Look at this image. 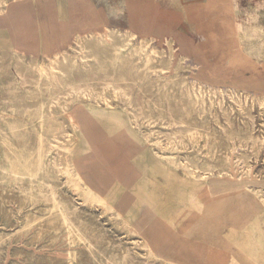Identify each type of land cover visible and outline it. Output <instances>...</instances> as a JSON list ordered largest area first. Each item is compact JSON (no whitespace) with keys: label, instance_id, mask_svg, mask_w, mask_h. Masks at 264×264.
<instances>
[{"label":"rangeland","instance_id":"rangeland-1","mask_svg":"<svg viewBox=\"0 0 264 264\" xmlns=\"http://www.w3.org/2000/svg\"><path fill=\"white\" fill-rule=\"evenodd\" d=\"M5 1L0 17L27 13L22 26L45 24L51 45L19 54L0 41V264H264V0ZM143 38L153 41L138 53ZM152 47L172 48L170 67L158 55L141 76ZM64 55L69 74L50 67ZM40 88L53 101L46 118ZM88 112L127 117L144 139L142 166L153 157L164 171L150 166L143 178L164 235L131 215L126 192L101 196L79 174Z\"/></svg>","mask_w":264,"mask_h":264},{"label":"bare ground","instance_id":"bare-ground-1","mask_svg":"<svg viewBox=\"0 0 264 264\" xmlns=\"http://www.w3.org/2000/svg\"><path fill=\"white\" fill-rule=\"evenodd\" d=\"M1 4H4V3H6V1L5 0H2L1 2H0ZM28 18V14L27 13H25V12H20L19 10H15V9H13L12 11H10L9 13H6V16H4V17H0V23H2V25H6V27H2V26H0V41H6V42H9V43H14L17 47H19L18 49H16V52L17 53H21L22 51H20V50H23V49H26L27 47L28 48H34V47H36L37 46V44L40 42V43H42V44H44V43H47V48L51 45V42H47V38H46V25L45 24H42V25H40L39 26V28L36 30L35 28L33 29V28H28V27H23L22 26V23H24V22H26V20H28L27 18ZM14 26V27H13ZM37 32H36V31ZM109 31H111V30H109ZM114 33V31H111V32H109V33ZM38 34H39V36H38ZM92 35V34H91ZM114 35V34H113ZM118 35V34H117ZM126 36H128V38H129V35H127V34H125ZM131 35V34H130ZM132 35H133V33H132ZM110 36H111V34H110ZM109 36V37H110ZM119 36V35H118ZM126 36H125V38H126ZM77 37L79 38V36L77 35ZM102 37V36H101ZM114 37V36H113ZM113 37H111V39L113 38ZM115 37H116V35H115ZM131 37V36H130ZM132 37H135V36H132ZM77 38V39H78ZM84 38V37H83ZM122 38V37H121ZM81 39V38H80ZM92 39H93V37H92ZM98 39V38H97ZM97 39H96V41H97ZM102 38H100V40H101ZM131 39V38H130ZM121 40V39H120ZM81 41V40H80ZM85 41V40H84ZM103 41V40H102ZM106 40H104V42H105ZM115 41V40H114ZM129 40H127V42H128ZM152 41H153V39H149V38H143V39H141L140 40V42L138 43V45H137V47L135 48V50L139 53V52H141V51H144V50H146V48H148L150 45H151V43H152ZM104 42H102V43H104ZM107 42V41H106ZM105 42V43H106ZM122 42H123V39H122ZM126 42V43H127ZM130 42V41H129ZM128 42V43H129ZM81 43V42H80ZM97 43V42H96ZM112 43H114V42H111V44ZM172 43V42H171ZM82 44H85V43H82ZM79 45V44H78ZM86 45H88V46H92L93 47V40H91V39H89V40H87L86 41ZM85 45V46H86ZM98 45V44H97ZM103 45V44H102ZM119 45V44H118ZM172 45V44H171ZM82 46V45H81ZM80 46V47H81ZM100 46V45H99ZM114 46V45H113ZM117 46V45H116ZM116 46H115V49H116ZM122 46H123V44H122ZM122 46L120 47V48H122ZM95 47V46H94ZM84 48H86V47H84ZM114 48V47H113ZM119 48V47H118ZM83 49V48H82ZM81 49V50H82ZM95 49V53H96V56H97V58L100 60V61H103V55H101V53L96 49V48H94ZM100 49H102V48H100ZM125 49V48H124ZM170 51L168 52V51H165V52H163L164 50H162V51H160L159 49H157L156 47H152L151 49H150V51H149V53H148V55L146 56V58H145V60H144V63H143V66L141 67V69H139V70H141V76H145L146 74H147V72L149 71V70H151V69H153L155 66H156V61H157V63H158V55H160L161 56V59H160V61H159V66L158 67H160L162 70H164L165 69V71H166V69L168 68V67H170V61H171V58H172V56H173V53H172V48H170L169 49ZM83 51H85V50H83ZM109 51V50H108ZM120 51V50H119ZM135 51V52H136ZM81 52V51H80ZM92 52V51H91ZM116 52H117V49H116ZM130 52V51H129ZM118 53V52H117ZM130 53H132V52H130ZM143 53V52H142ZM145 53V52H144ZM84 54V53H83ZM86 54V53H85ZM90 54V53H89ZM92 54H94L93 52H92ZM91 54V55H92ZM128 54V53H127ZM136 54V53H135ZM141 54V53H140ZM139 54V55H140ZM163 54H167V56L165 57ZM68 55H70V54H68ZM117 55V54H116ZM126 55V54H125ZM59 56V55H58ZM83 56H86V55H83ZM82 56V57H83ZM107 56H110V55H107ZM114 56V55H113ZM112 56V57H113ZM129 56H131V55H129ZM76 57V56H75ZM115 57V56H114ZM125 57V56H124ZM2 58V57H1ZM4 58V57H3ZM69 58H70V56H69ZM68 57H67V55H64L63 56V58L62 57H55L53 60H52V62H51V69L52 70H57V71H61V72H65V73H67V74H69V69H71L70 67H71V59H69ZM93 57H91V59H92ZM121 58V57H120ZM123 58V57H122ZM18 59V58H17ZM133 59V58H132ZM173 59V58H172ZM75 60H76V58H75ZM85 60H86V58H85ZM123 60H125V59H123ZM128 60V59H127ZM127 60H126V62H127ZM137 60H138V58H137ZM141 62H142V60L141 59H139ZM84 61V60H83ZM108 61V60H107ZM121 62V61H120ZM139 62V61H138ZM137 62V63H138ZM33 63V62H32ZM99 63V62H98ZM123 63V62H122ZM131 63V62H130ZM182 63V62H181ZM7 64V63H6ZM76 64V63H75ZM93 64V63H92ZM134 64H135V62H134ZM20 65V64H19ZM24 65V64H23ZM73 66V65H72ZM96 66V65H95ZM114 66V65H113ZM119 66V65H118ZM122 66V65H121ZM179 66V65H178ZM180 66H182V65H180ZM83 67H85V66H83ZM98 67V66H97ZM115 67V66H114ZM127 67V66H126ZM136 67V66H135ZM43 68V70L46 72V75H47V77L49 76V79L51 80L50 82L52 83H54L55 85H57L58 84V79H57V77H56V75H54V74H52L51 72H50V70H48L47 68H44V67H42ZM87 68V67H86ZM100 68V67H99ZM181 68V67H180ZM185 68V67H184ZM20 69V68H19ZM25 69V68H24ZM33 69V68H32ZM80 69V68H79ZM101 69V68H100ZM119 69V68H118ZM124 69H125V67H124ZM131 69V68H130ZM129 69V70H130ZM136 69V68H135ZM6 70V69H5ZM88 70H90V69H88ZM88 70H87V72H88ZM92 70H93V68H92ZM126 70V69H125ZM176 70V69H175ZM182 70V69H181ZM21 71V70H20ZM75 71V70H74ZM95 71V70H94ZM104 72H105V70H103ZM103 71H102V73H103ZM71 72V71H70ZM91 72V71H90ZM97 72H98V70H97ZM97 72H96V74H97ZM108 72V71H107ZM114 72V71H113ZM116 73H117V71H116ZM124 73V72H123ZM139 73V74H140ZM157 73V72H156ZM26 74H27V76H28V74H29V72L28 71H26ZM8 75V74H7ZM179 75V74H178ZM149 76V75H148ZM183 76V75H182ZM181 76V77H182ZM188 76V75H187ZM186 76V77H187ZM97 77H98V75H97ZM138 77H139V75H138ZM172 77V76H171ZM35 78V77H34ZM63 78V77H62ZM68 78V77H67ZM106 78V77H105ZM122 78V77H121ZM130 78V77H129ZM148 78V77H147ZM160 78V77H159ZM164 78V77H163ZM36 79V78H35ZM86 79V78H85ZM93 79V78H92ZM162 79V78H161ZM172 79H173V77H172ZM40 80V79H39ZM45 80V79H44ZM67 80V79H66ZM122 80H123V78H122ZM138 80V79H137ZM140 80V79H139ZM168 80V79H167ZM174 80V79H173ZM172 80V81H173ZM3 81V80H2ZM8 81V80H7ZM95 80H93L92 82H94ZM120 81V80H119ZM142 81V80H141ZM171 81V82H172ZM176 81V80H175ZM76 82V81H75ZM87 82V81H86ZM97 82V81H96ZM116 82V81H115ZM128 82V81H127ZM135 82V81H134ZM153 82V81H152ZM151 82V83H152ZM174 82V81H173ZM177 82H179V80L177 81ZM176 82V83H177ZM4 83V82H3ZM35 83V82H34ZM90 83V82H89ZM104 83H106V82H104ZM118 83V82H117ZM120 83V82H119ZM118 83V84H119ZM124 83V82H123ZM131 83V82H130ZM150 82H149V85L151 84ZM157 83V82H156ZM163 83H165V82H163ZM40 84H42L41 82H40ZM82 84V83H81ZM159 84V83H158ZM194 84V83H193ZM7 85H9L8 83H7ZM43 85V84H42ZM89 85V84H88ZM162 85V84H161ZM196 84H194L193 86L194 87H196L195 86ZM36 86V85H35ZM67 86V85H66ZM79 86H80V84H79ZM90 86V85H89ZM115 86V85H114ZM145 86V85H144ZM165 86V85H164ZM163 86V87H164ZM180 86V85H179ZM183 86H184V84H183ZM182 86V87H183ZM186 86V85H185ZM184 86V87H185ZM192 86V87H193ZM43 87V86H42ZM68 87H70L71 88V86H68ZM108 87V86H107ZM141 87H143V86H141ZM156 87V86H155ZM101 88V87H100ZM113 88V87H112ZM175 88H176V86H175ZM185 88H187V87H185ZM199 88H201L200 86H199ZM75 88H73V90H74ZM78 89H80V88H78ZM114 89H116L115 87H114ZM140 89V88H139ZM193 89H196V88H193ZM6 90H8V89H6ZM15 90V89H14ZM18 90V89H17ZM28 90V89H27ZM73 90H71V91H73ZM123 90V89H122ZM129 90V89H128ZM146 90V89H145ZM163 90V89H162ZM188 90H190L189 88H188ZM81 91V90H80ZM108 91V90H107ZM121 91V90H120ZM142 91V90H141ZM164 91V90H163ZM173 91V90H172ZM194 92H195V90H193ZM35 92V91H34ZM66 92V91H65ZM82 92V91H81ZM80 92V93H81ZM103 92H104V89H103ZM103 92H102V94H103ZM186 92V91H185ZM74 93H75V91H74ZM113 93H114V91H113ZM137 93H139V92H137ZM154 93V92H153ZM183 93V92H182ZM190 93H191V90H190ZM63 94H65V93H63ZM84 94H85V92H84ZM83 94V95H84ZM105 94V93H104ZM125 94V93H124ZM147 94V93H146ZM146 94H145V96H146ZM186 94V93H185ZM193 94H196V93H193ZM38 95L40 96V99H39V105L38 106H40V109H41V114L43 115V117L45 116V115H47L48 113H51L52 112V108H51V105H52V103H53V101H49V100H46L45 98H44V96L45 95H43V93H42V90H41V88L38 90ZM52 95V94H51ZM71 95V94H70ZM79 95V94H78ZM164 95H166V94H164ZM182 95V94H181ZM91 96V95H90ZM106 95H104V97H105ZM126 96H127V94H126ZM190 96H192V93L189 95V97ZM198 96V95H197ZM197 96H196V98H197ZM123 97V96H122ZM47 98V97H46ZM108 96H106V101L108 100ZM143 98H144V96H143ZM199 98V97H198ZM197 98V99H198ZM50 99V98H49ZM95 99H97V98H95ZM117 99V98H116ZM132 99V98H131ZM156 99V98H155ZM165 99V98H164ZM202 99V98H201ZM242 99V98H241ZM151 100V99H150ZM157 100V99H156ZM159 100H161V99H159ZM178 100V99H177ZM182 101V100H181ZM190 101V100H189ZM198 101V100H197ZM204 101H205V99H204ZM192 102V101H191ZM241 102H242V100H241ZM254 102V101H253ZM149 103V102H148ZM164 103V102H163ZM193 103H194V99H193ZM205 103V102H204ZM203 103V104H204ZM246 103V102H245ZM107 104V103H106ZM153 104V103H152ZM189 104H190V102H189ZM202 104V103H201ZM211 104H212V102H211ZM242 104V103H241ZM263 104V103H262ZM132 105V104H131ZM155 105V104H154ZM158 105V104H157ZM161 105V102H160V104H159V106ZM197 105H199V103L197 104ZM206 105V104H205ZM246 105H247V103H246ZM141 106V105H140ZM156 106V105H155ZM159 106H156V107H159ZM170 106V105H169ZM149 107V106H148ZM179 107V106H178ZM211 107H213V106H211ZM261 107H262V105H261ZM136 108V107H135ZM141 108V107H140ZM175 108V107H174ZM196 108V107H195ZM158 109H160V108H158ZM205 109V108H204ZM32 110V109H31ZM150 110V109H149ZM155 110V109H154ZM163 110V109H162ZM166 110V109H165ZM141 111V110H140ZM195 111V110H194ZM205 111V110H204ZM247 111V110H246ZM130 112H131V110H130ZM158 112V111H157ZM138 113H140V112H138ZM195 113V112H194ZM135 115H136V113H134ZM144 114V113H143ZM153 114V113H152ZM158 114H159V116H160V113L158 112ZM169 114V113H168ZM53 115V114H52ZM134 115V116H135ZM154 115H155V113H154ZM153 115V116H154ZM203 115V114H202ZM144 116V115H143ZM146 116V115H145ZM149 116V115H148ZM158 116V117H159ZM150 117V116H149ZM149 117H148V120H149ZM45 118H46V116H45ZM146 118H147V116H146ZM169 118V117H168ZM135 119H136V117H135ZM154 119H156V118H154ZM217 119V118H216ZM174 120V119H173ZM234 120V119H233ZM136 121V120H135ZM152 121V120H151ZM145 122V121H144ZM170 122H171V120H170ZM199 122V121H198ZM217 122H218V120H217ZM171 124V123H170ZM176 124V123H175ZM204 124V123H203ZM184 125V124H183ZM64 127V126H63ZM185 129V128H184ZM199 129V128H198ZM211 129V128H210ZM61 130H62V128H61ZM186 131V130H185ZM219 131V130H218ZM223 131H225V130H223ZM58 132V131H57ZM65 132V130H62V131H60L59 132V134H63ZM58 134V135H59ZM57 135V134H56ZM67 135V134H66ZM49 137V136H48ZM51 137V136H50ZM53 137V136H52ZM51 137V138H52ZM56 137V136H55ZM173 137V136H172ZM59 138V137H58ZM69 138H70V140H72L73 139V136L70 134L69 135ZM217 138V137H216ZM181 139H183V138H181ZM180 139V140H181ZM57 140H60V139H57ZM61 141H63V140H61ZM263 141V140H262ZM181 142V141H180ZM192 144V143H191ZM50 145H52V144H50ZM170 145V144H169ZM61 153V152H60ZM209 153H210V151H209ZM54 156V155H53ZM238 156V155H237ZM249 156V155H248ZM247 156V157H248ZM56 158V157H55ZM151 158V157H150ZM153 158V157H152ZM149 159L150 160V164H151V166L154 168V169H157V170H159V171H162V169L160 168V167H158V165H157V162H156V160H155V158H153V159ZM188 158V157H187ZM198 158V157H197ZM227 158V157H226ZM61 159V158H60ZM68 159H69V161L73 164V169L75 170V171H77V169L75 168V166H74V161H73V159H72V157H71V153H69V155H68ZM212 159V158H211ZM190 160V159H189ZM20 162V161H19ZM227 163V162H226ZM191 164V163H190ZM209 165V164H208ZM214 167V166H213ZM212 167V168H213ZM4 168H5V166H4ZM41 168V167H40ZM224 168V167H223ZM209 169V168H208ZM208 169H207V171H208ZM0 170H2V169H0ZM211 170V169H210ZM40 171L41 170H39V173H40ZM2 172V171H1ZM6 172V171H5ZM78 172V171H77ZM92 172H93V174L95 175V177L97 178V180H98V182L101 184V188H103V189H107L111 194H113L114 195V197L118 200L119 198H120V196H118L119 194H118V192L120 191H122V187L115 181V179H114V177L112 176V173H111V171H108L104 166H99V165H95L93 168H92ZM162 172H164V171H162ZM224 172V171H223ZM3 173V172H2ZM39 173H38V175H39ZM79 173V172H78ZM210 173H211V171H210ZM4 174V173H3ZM6 174V173H5ZM8 174V173H7ZM21 174V173H20ZM45 174V173H44ZM80 174V173H79ZM12 176H14V175H12ZM22 177H23V175H21ZM26 176V175H25ZM44 176H46V175H44ZM11 177V176H10ZM34 176H32V178H33ZM40 176H38V179H40L39 178ZM48 177H51V176H48ZM54 178H56V177H54ZM9 179V178H8ZM34 180L36 179V178H33ZM52 180H53V178H51ZM41 181H43V183L45 182L44 180H41ZM40 182V181H39ZM41 183V182H40ZM47 183V182H46ZM30 185V184H29ZM48 185V184H47ZM33 186V185H32ZM38 186V185H37ZM50 187V186H49ZM57 187V186H56ZM28 188V187H27ZM16 189V188H15ZM51 193H52V191H51ZM126 193H127V196H128V199H130V201H131V205L129 206V207H127L128 208V210L130 211V213H131V215L133 216V217H135V218H137L139 221L141 220L142 221V223H144V225H149V227H151L152 226V228H153V231H152V234H153V236H155L156 238L158 237V235L159 234H161V235H164L163 233L164 232H162V230L160 229V227L156 224V222L154 221V216H153V213L155 212V209H156V203L154 204V199H152V198H148L147 197V195H146V193H147V190L142 186V185H139V184H131L130 186H129V188H128V190L126 191ZM66 200V199H65ZM75 203V202H74ZM59 205V204H58ZM74 205V204H73ZM76 205V204H75ZM54 207V206H53ZM77 207H79L78 205H77ZM61 210V209H60ZM37 211V210H36ZM65 211V210H64ZM137 214H139V215H137ZM150 216H152V221H149L150 219H149V217ZM68 217V216H67ZM22 219V218H21ZM21 221V220H20ZM149 221V222H148ZM64 222H65V219H64ZM99 222V221H98ZM82 223V222H81ZM33 225V224H32ZM12 226H14V224H12ZM34 226V225H33ZM68 227V226H67ZM148 227V226H147ZM149 227H148V229H149ZM21 229V228H20ZM95 229H96V227H95ZM31 230V229H30ZM157 230L159 231V232H157ZM38 231V230H37ZM66 231V230H65ZM69 233V232H68ZM100 234V233H99ZM2 236V235H1ZM6 236V235H5ZM4 236V237H5ZM2 238V237H1ZM4 241H5V239H4ZM1 242V241H0ZM69 243V242H68ZM70 244V243H69ZM45 245V244H44ZM71 247V246H70ZM128 248V247H127ZM92 249V248H91ZM94 249V248H93ZM73 251V250H72ZM75 251V250H74ZM70 252V251H69ZM127 255V254H126ZM70 256V255H69ZM119 258V257H118ZM71 259V258H70ZM133 259H135V258H133ZM67 260V259H66ZM119 260V259H118ZM122 260V259H121ZM29 262V261H28ZM76 262V261H75ZM123 262V261H122ZM70 264H72V262L70 263ZM116 264V263H115ZM120 264V263H119Z\"/></svg>","mask_w":264,"mask_h":264},{"label":"crops","instance_id":"crops-1","mask_svg":"<svg viewBox=\"0 0 264 264\" xmlns=\"http://www.w3.org/2000/svg\"><path fill=\"white\" fill-rule=\"evenodd\" d=\"M78 140V160L83 167L80 175L93 192L101 196L104 194L92 172L95 165L111 171L115 181L122 187L118 196L126 192L131 184L142 185L148 191L143 178L150 171L151 164L144 167L141 159L136 157L140 151L143 152L141 140L144 139L136 133L127 117L114 113H84L78 129ZM126 165L128 170L124 180L120 170Z\"/></svg>","mask_w":264,"mask_h":264}]
</instances>
